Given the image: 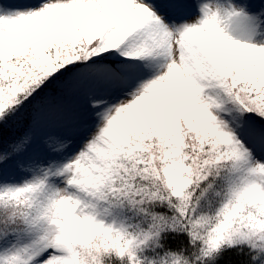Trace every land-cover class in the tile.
Instances as JSON below:
<instances>
[{"label": "snow or ice", "instance_id": "obj_1", "mask_svg": "<svg viewBox=\"0 0 264 264\" xmlns=\"http://www.w3.org/2000/svg\"><path fill=\"white\" fill-rule=\"evenodd\" d=\"M0 264H264V0H0Z\"/></svg>", "mask_w": 264, "mask_h": 264}]
</instances>
